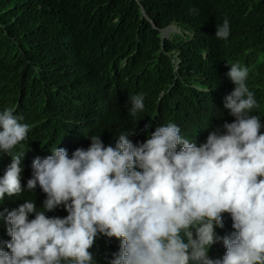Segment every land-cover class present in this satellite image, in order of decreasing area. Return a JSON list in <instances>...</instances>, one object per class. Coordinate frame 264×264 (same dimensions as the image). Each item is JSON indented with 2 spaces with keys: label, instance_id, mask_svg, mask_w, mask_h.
I'll use <instances>...</instances> for the list:
<instances>
[{
  "label": "clouds",
  "instance_id": "obj_1",
  "mask_svg": "<svg viewBox=\"0 0 264 264\" xmlns=\"http://www.w3.org/2000/svg\"><path fill=\"white\" fill-rule=\"evenodd\" d=\"M230 33L227 18L216 25L217 39ZM226 76L234 88L223 107L234 120L215 126L204 142L174 110L143 142L129 139L131 130L114 146L93 135L71 156L64 147L46 157L49 150L34 153L26 185L22 142L31 126L15 109L0 110V154L11 157L0 176V201L37 186L45 194L43 210L24 200L0 211L11 237L0 241V264H99L92 249L101 237L119 240L106 264H264V120L251 114L259 105L247 85L249 69L231 63ZM129 104L136 117L145 110L144 94ZM60 207L66 216L46 215ZM224 213L233 230L221 236ZM217 243L226 251L212 258Z\"/></svg>",
  "mask_w": 264,
  "mask_h": 264
},
{
  "label": "trees",
  "instance_id": "obj_2",
  "mask_svg": "<svg viewBox=\"0 0 264 264\" xmlns=\"http://www.w3.org/2000/svg\"><path fill=\"white\" fill-rule=\"evenodd\" d=\"M225 18L231 26L226 41L214 35ZM169 25L183 33L163 37ZM231 63L249 69L247 85L259 105L251 114L264 120V0H0V110L15 109L31 126L22 142V184L31 177L34 153L49 150L46 157L64 147L71 156L93 135L114 146L131 130L129 139L143 142L174 110L204 142L215 126L234 120L223 107L234 88L226 76ZM141 93L145 110L133 117L126 104ZM10 162L0 154V176ZM44 199L37 186L6 196L0 211L24 200L43 210ZM67 214L63 207L46 213ZM223 217L224 228L216 229L221 236L233 230L230 215ZM10 239L0 220V241ZM118 249V239L101 237L92 251L106 264ZM225 251L217 243L209 255Z\"/></svg>",
  "mask_w": 264,
  "mask_h": 264
},
{
  "label": "rangeland",
  "instance_id": "obj_3",
  "mask_svg": "<svg viewBox=\"0 0 264 264\" xmlns=\"http://www.w3.org/2000/svg\"><path fill=\"white\" fill-rule=\"evenodd\" d=\"M171 27L173 28L171 30H166L167 28H165V29L162 30L163 37H168L169 38V37L173 36L174 34L183 33V30L179 26H177V25H171Z\"/></svg>",
  "mask_w": 264,
  "mask_h": 264
},
{
  "label": "bare ground",
  "instance_id": "obj_4",
  "mask_svg": "<svg viewBox=\"0 0 264 264\" xmlns=\"http://www.w3.org/2000/svg\"><path fill=\"white\" fill-rule=\"evenodd\" d=\"M171 29H173L171 26H169V27H167V29L166 30H171ZM165 31V30H164ZM172 32V31H171ZM167 33V32H166ZM53 62V61H52ZM178 107V106H177ZM83 127H84V125H83ZM84 133V132H83Z\"/></svg>",
  "mask_w": 264,
  "mask_h": 264
}]
</instances>
